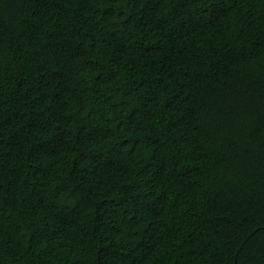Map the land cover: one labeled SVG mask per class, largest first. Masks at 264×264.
I'll use <instances>...</instances> for the list:
<instances>
[{
	"label": "trees",
	"instance_id": "obj_1",
	"mask_svg": "<svg viewBox=\"0 0 264 264\" xmlns=\"http://www.w3.org/2000/svg\"><path fill=\"white\" fill-rule=\"evenodd\" d=\"M0 264H264V0H0Z\"/></svg>",
	"mask_w": 264,
	"mask_h": 264
}]
</instances>
